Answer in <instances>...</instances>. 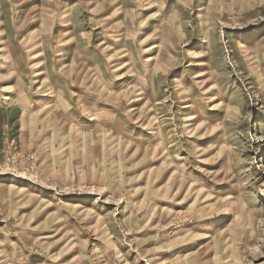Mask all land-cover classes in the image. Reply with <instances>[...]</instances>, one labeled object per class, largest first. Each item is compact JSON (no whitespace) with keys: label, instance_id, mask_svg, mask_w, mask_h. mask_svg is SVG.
Wrapping results in <instances>:
<instances>
[{"label":"rangeland","instance_id":"obj_1","mask_svg":"<svg viewBox=\"0 0 264 264\" xmlns=\"http://www.w3.org/2000/svg\"><path fill=\"white\" fill-rule=\"evenodd\" d=\"M0 264H264V0H0Z\"/></svg>","mask_w":264,"mask_h":264},{"label":"crops","instance_id":"obj_2","mask_svg":"<svg viewBox=\"0 0 264 264\" xmlns=\"http://www.w3.org/2000/svg\"><path fill=\"white\" fill-rule=\"evenodd\" d=\"M142 99V98H141ZM140 98H139V100H141ZM137 100V99H136ZM132 102V101H131Z\"/></svg>","mask_w":264,"mask_h":264},{"label":"bare ground","instance_id":"obj_3","mask_svg":"<svg viewBox=\"0 0 264 264\" xmlns=\"http://www.w3.org/2000/svg\"><path fill=\"white\" fill-rule=\"evenodd\" d=\"M260 63V62H259ZM261 73V72H260ZM256 77V76H255Z\"/></svg>","mask_w":264,"mask_h":264}]
</instances>
